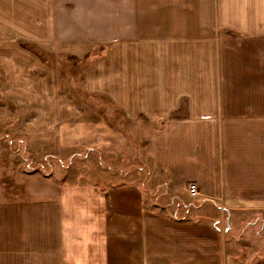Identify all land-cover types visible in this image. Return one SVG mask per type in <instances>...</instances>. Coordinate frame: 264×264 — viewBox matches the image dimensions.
<instances>
[{
	"label": "crops",
	"instance_id": "1",
	"mask_svg": "<svg viewBox=\"0 0 264 264\" xmlns=\"http://www.w3.org/2000/svg\"><path fill=\"white\" fill-rule=\"evenodd\" d=\"M41 54L83 62V90L120 126ZM0 130L39 165L136 142L170 183L264 226V0H0ZM98 181L0 198V264H264L224 250L214 222Z\"/></svg>",
	"mask_w": 264,
	"mask_h": 264
},
{
	"label": "rangeland",
	"instance_id": "2",
	"mask_svg": "<svg viewBox=\"0 0 264 264\" xmlns=\"http://www.w3.org/2000/svg\"><path fill=\"white\" fill-rule=\"evenodd\" d=\"M52 64L55 72L67 77L75 92L87 105L103 110L110 121L118 122L115 106L104 98L83 90L81 69L68 55H38ZM91 61H84V63ZM78 64V65H77ZM12 107L25 105L24 100L13 97L6 102ZM136 142L126 147L75 148L61 155L46 156L44 163H33L32 156L24 149L22 141L12 144L0 130V198L34 197L40 188L61 182H94L109 184L134 183L144 193L145 206L159 215L175 218L200 219L214 222L222 237L224 250L233 248L240 255H264V226L258 215L228 214L219 212L212 199L185 192V186L170 183L164 174L154 168L137 149ZM102 177V178H101ZM104 183V184H105ZM248 222V223H247ZM232 240L230 244V241ZM261 259V258H259Z\"/></svg>",
	"mask_w": 264,
	"mask_h": 264
},
{
	"label": "built area",
	"instance_id": "3",
	"mask_svg": "<svg viewBox=\"0 0 264 264\" xmlns=\"http://www.w3.org/2000/svg\"><path fill=\"white\" fill-rule=\"evenodd\" d=\"M188 191H189L191 194H194V195L198 194V188H197L196 184H194V183H189V184H188Z\"/></svg>",
	"mask_w": 264,
	"mask_h": 264
}]
</instances>
